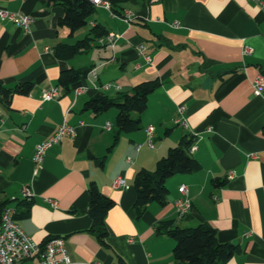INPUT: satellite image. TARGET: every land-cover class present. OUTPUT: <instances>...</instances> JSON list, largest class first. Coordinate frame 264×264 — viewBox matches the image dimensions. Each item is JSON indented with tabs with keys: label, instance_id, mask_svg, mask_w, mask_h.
Returning <instances> with one entry per match:
<instances>
[{
	"label": "crops",
	"instance_id": "obj_1",
	"mask_svg": "<svg viewBox=\"0 0 264 264\" xmlns=\"http://www.w3.org/2000/svg\"><path fill=\"white\" fill-rule=\"evenodd\" d=\"M0 9L32 17L28 31L0 21V88L31 84L28 94L12 93L8 102L0 95V211L14 208L16 222L39 245L62 237L72 264H176L168 231L198 225L212 228L219 244L234 246L225 264H264V94L255 96L251 89L254 77L264 75V12L254 1L123 0L120 14L95 8L72 35L58 25L63 9L46 0H0ZM90 23L120 36L113 48L96 43ZM85 38L87 48L71 55ZM69 69L80 79L66 91L58 80ZM153 80L159 86L147 108L133 114L138 131L118 133L114 140L116 110L83 109L87 101L114 99ZM90 81L117 89L73 94ZM52 88H59V97L43 101V92ZM179 107L185 126L175 123ZM64 123L74 136L35 164L36 145ZM183 137L195 142L191 156L200 170L169 178L164 205L149 203L138 215L136 173L153 172ZM118 177L125 189L111 187ZM90 183L114 203L102 242L90 232ZM181 185L192 209L179 220L174 203ZM24 187L31 200L21 196Z\"/></svg>",
	"mask_w": 264,
	"mask_h": 264
},
{
	"label": "trees",
	"instance_id": "obj_2",
	"mask_svg": "<svg viewBox=\"0 0 264 264\" xmlns=\"http://www.w3.org/2000/svg\"><path fill=\"white\" fill-rule=\"evenodd\" d=\"M110 4L114 14H120V4L123 0H106ZM48 6H59L63 9V15L58 20V25L64 26L72 35L75 31L84 28L89 18L93 15L95 8L88 0H46ZM94 39L105 36L107 33L95 27L90 31ZM89 39L78 41L70 49V54H76L87 48ZM59 48H66L60 46ZM80 79V74L69 69L61 72L58 85L68 91ZM159 86L156 80L141 83L124 92L117 98L101 96L87 101L84 110L93 113H103L110 109L116 110L115 127L117 133H130L140 129V120L133 114L140 115L147 108V100ZM31 84L25 83L17 86L13 91L0 88V95L4 102H8L12 93L28 94ZM264 136V125L261 128ZM193 139L183 137L176 147L168 149L166 155L160 158L153 172L140 170L134 179L136 193L134 208L138 215L143 212L149 203L164 205L168 190L166 181L177 174H191L200 170L198 162L188 153ZM88 215L91 219L90 232L102 242L106 237L104 220L113 201L103 196L95 184L90 183L88 187ZM2 209V207H1ZM168 235L174 241L173 258L176 264H225L234 252L232 244H219L216 240L215 231L206 226L198 225L194 228L175 227L168 231Z\"/></svg>",
	"mask_w": 264,
	"mask_h": 264
},
{
	"label": "built area",
	"instance_id": "obj_3",
	"mask_svg": "<svg viewBox=\"0 0 264 264\" xmlns=\"http://www.w3.org/2000/svg\"><path fill=\"white\" fill-rule=\"evenodd\" d=\"M94 8H104L111 10L110 4L106 0H88ZM254 1L264 12V0H252ZM131 17L129 14L125 15V22H130ZM0 21H9L23 31H28L32 17L24 14L11 13L7 10L0 9ZM92 28H95L93 23L89 24ZM120 36L108 33L103 37L97 38L95 41L101 46H107L113 48L117 39ZM143 47L139 46V54H142ZM245 54H250L249 49L244 50ZM148 60V58H147ZM89 76L95 78L96 74L94 70L88 72ZM90 86L79 85L73 88L72 92L75 96L87 93L89 91L103 90L108 91L111 88L117 89L111 84L103 86H97L90 81ZM59 88H52L49 91L43 92L42 100L51 101L59 97ZM251 89L255 96H261L264 94V75L257 74L251 83ZM183 107H179L177 113L179 118L175 120L177 125L185 126L186 120L182 117ZM107 127L109 124H106ZM153 129L148 127L146 129V142L151 147ZM75 134L74 128L62 124L50 137L43 142L36 145L33 162L40 164L43 162L46 152L61 142L64 137H73ZM198 134H194L197 137ZM196 150L195 142L192 143L188 149V153L191 154ZM232 177V174L228 175V179ZM113 189H125L127 186L123 178L118 177L112 182ZM180 197L174 203V210L177 219L185 218L192 209L191 200L188 197L187 189L184 185L178 188ZM21 196L25 200H31L32 193L26 187L21 191ZM32 261L33 264H72L62 237H51L45 243L39 245L35 243L19 226L15 220V209L11 207H3L0 211V264H25Z\"/></svg>",
	"mask_w": 264,
	"mask_h": 264
}]
</instances>
